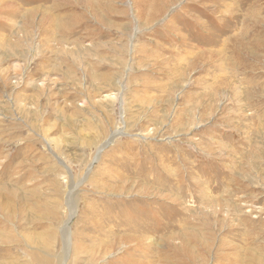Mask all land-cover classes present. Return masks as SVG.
Instances as JSON below:
<instances>
[{
    "label": "rangeland",
    "instance_id": "1",
    "mask_svg": "<svg viewBox=\"0 0 264 264\" xmlns=\"http://www.w3.org/2000/svg\"><path fill=\"white\" fill-rule=\"evenodd\" d=\"M0 264H264V0H0Z\"/></svg>",
    "mask_w": 264,
    "mask_h": 264
}]
</instances>
